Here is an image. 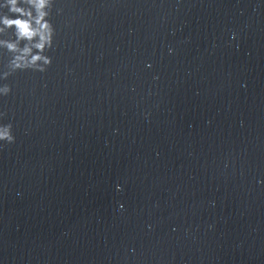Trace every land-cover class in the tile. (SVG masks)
<instances>
[{
    "label": "water",
    "instance_id": "water-1",
    "mask_svg": "<svg viewBox=\"0 0 264 264\" xmlns=\"http://www.w3.org/2000/svg\"><path fill=\"white\" fill-rule=\"evenodd\" d=\"M49 19L44 72L0 50V258L264 264V3L53 0Z\"/></svg>",
    "mask_w": 264,
    "mask_h": 264
},
{
    "label": "clouds",
    "instance_id": "clouds-1",
    "mask_svg": "<svg viewBox=\"0 0 264 264\" xmlns=\"http://www.w3.org/2000/svg\"><path fill=\"white\" fill-rule=\"evenodd\" d=\"M259 2L264 3V0ZM52 5L53 0H0V50L11 53L9 68L44 72L50 65L52 57L45 54V49L52 47L55 35V27L49 19ZM56 11L59 14L61 9L57 8ZM235 37L236 33L232 32L230 38ZM167 51L171 54L174 49L169 47ZM145 67H151V62L146 61ZM8 75V72L0 70V97L8 96L11 91V86L4 82ZM156 78L154 75L153 79ZM142 115L148 119L150 113L144 112ZM3 116L4 113L0 111V118ZM15 140L12 123L0 119V147L11 145ZM262 182L257 179L258 184ZM115 187L117 191L121 190L120 184ZM209 203L214 205L215 201ZM123 207V203L118 204V208ZM147 227L151 228L152 225ZM207 227L212 229L214 223H209ZM0 264H6V260L0 258Z\"/></svg>",
    "mask_w": 264,
    "mask_h": 264
}]
</instances>
